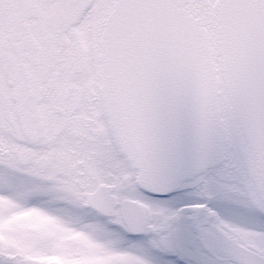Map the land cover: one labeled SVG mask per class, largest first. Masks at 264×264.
I'll list each match as a JSON object with an SVG mask.
<instances>
[{"label":"flooded vegetation","instance_id":"obj_1","mask_svg":"<svg viewBox=\"0 0 264 264\" xmlns=\"http://www.w3.org/2000/svg\"><path fill=\"white\" fill-rule=\"evenodd\" d=\"M116 3L0 0V172L38 180L37 196L28 201L48 199L56 219L63 207H75L93 226L117 229L124 238L121 251L138 253L132 264H154L146 254L160 264H214L213 252L232 257L241 254L238 249L250 259L246 264L264 260V147L245 137L229 92L232 124L221 109L229 132L224 160L182 180L170 194L151 191L122 153L101 94L100 39ZM182 7L210 44L217 38L222 43L223 0H188ZM232 132L239 143H230ZM238 145L241 156L234 160L230 154ZM65 150L89 158L70 159ZM229 162L235 170L228 176L230 193L212 195L205 179L194 180ZM169 203L171 222L161 223L168 209L161 206ZM43 264L73 261L55 255Z\"/></svg>","mask_w":264,"mask_h":264},{"label":"water","instance_id":"obj_2","mask_svg":"<svg viewBox=\"0 0 264 264\" xmlns=\"http://www.w3.org/2000/svg\"><path fill=\"white\" fill-rule=\"evenodd\" d=\"M185 1L118 0L100 39L101 94L116 141L163 196L218 166L229 142L219 68ZM221 29L236 118L247 140L264 147V2L223 0Z\"/></svg>","mask_w":264,"mask_h":264},{"label":"rangeland","instance_id":"obj_3","mask_svg":"<svg viewBox=\"0 0 264 264\" xmlns=\"http://www.w3.org/2000/svg\"><path fill=\"white\" fill-rule=\"evenodd\" d=\"M211 46L213 47V53L221 79L220 90L222 94H220V97L222 101L220 106L224 111V116H227L232 124L233 120L230 116L232 106H229L231 105L230 100L229 105H227L228 91L226 90L227 86L222 72L220 39H211ZM231 112H233V110ZM236 123L237 120L235 118V124ZM235 129H237V127ZM231 142L239 143V138L236 137L234 132H232L230 137V143ZM234 148L237 152L234 151L233 154L231 152L230 157L236 160L241 156L239 154L240 147L238 145L234 146ZM65 152L67 153L65 157L70 159H74V157L75 159L89 158V155L85 157V153L83 152L82 154H72V156L69 154L68 150H65ZM0 163H2V165L4 164L3 162ZM6 163L9 164L10 162L8 161ZM17 163L19 165L24 162ZM229 164L230 162L225 164L222 168L209 171L205 176L196 177L194 180L203 181L205 179V182H207L205 190L208 189L209 192H212V195L215 194L217 196L223 192L230 193L231 187L234 184L231 179L229 180L228 176H231V173L235 170H232V167L228 168ZM114 168L117 169V164H114ZM1 171L0 264H43L46 259H52L55 255L62 258L64 261L71 260L73 264H109V257L114 264H123L125 262H131L132 264L134 260L137 259V252L127 253L121 251L123 249V242H121L123 235L119 233L117 229H113L114 231H107L103 225L93 226L90 222L91 217L87 215L86 218L85 216L82 217L76 212L75 207H71L70 210H64L63 207L61 209L63 214L60 215L62 219H56V215L54 214L56 212L51 208L48 199H32L33 203L31 200L30 202L28 201L31 195L37 196L35 191H37L36 185L39 183L38 180H33L26 176H16L13 172L5 170L4 168ZM71 175L72 174L68 175L67 179H70ZM130 175L132 177L131 173ZM186 184L188 183H185V185ZM42 191L45 192L46 190L43 189ZM71 191H73L72 188ZM217 203H220L219 206L223 205L222 202L216 200L215 204ZM40 207L43 208V210L40 209ZM161 207L168 208L167 215L163 217L161 223H166L167 219L171 222L169 213L172 211V206L169 203L163 204ZM48 208L51 209L50 212H46ZM164 218L166 219L165 221ZM84 220L87 222L85 225L83 223L85 222ZM232 221H229V223H232ZM227 222L226 220V223ZM80 225H82L81 228ZM262 229L264 230L263 227ZM250 232L255 233V230L252 229ZM108 233H111L112 236H109ZM225 233L227 238L232 237L228 232ZM260 233H262L260 235L264 237V232ZM245 236L248 235L245 234ZM109 240L111 243H108ZM93 248L95 249L93 250ZM76 250H79L81 253ZM238 252L241 254H235L232 257H223L219 253L215 255L213 252V256L211 257L215 256L217 259L214 264H246L244 261H250L248 256L243 257L245 251L238 249ZM79 254H81V257H79ZM145 258L148 259V261H154V264H160V260L156 256L151 257V255L146 254ZM236 259L238 260L236 261ZM36 261L38 263H36ZM253 262L254 263L250 264H264V260L260 259ZM162 264H164V262ZM205 264H207L206 261Z\"/></svg>","mask_w":264,"mask_h":264}]
</instances>
